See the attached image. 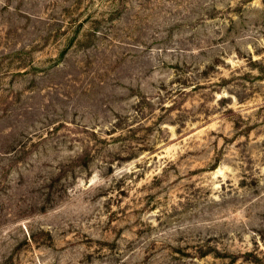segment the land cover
<instances>
[{
	"label": "rangeland",
	"instance_id": "obj_1",
	"mask_svg": "<svg viewBox=\"0 0 264 264\" xmlns=\"http://www.w3.org/2000/svg\"><path fill=\"white\" fill-rule=\"evenodd\" d=\"M0 264H264V0H0Z\"/></svg>",
	"mask_w": 264,
	"mask_h": 264
}]
</instances>
